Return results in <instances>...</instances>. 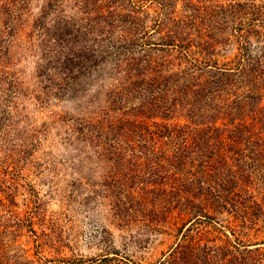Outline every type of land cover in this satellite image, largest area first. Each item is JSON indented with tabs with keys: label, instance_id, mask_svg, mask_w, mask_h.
I'll return each mask as SVG.
<instances>
[{
	"label": "rangeland",
	"instance_id": "374dc122",
	"mask_svg": "<svg viewBox=\"0 0 264 264\" xmlns=\"http://www.w3.org/2000/svg\"><path fill=\"white\" fill-rule=\"evenodd\" d=\"M236 2L255 5L247 8L243 17L261 19L264 0H174L177 13L199 15L198 18L217 4ZM44 5V0L31 1L32 18L38 17ZM73 6L72 0H64L60 4L63 15L74 14ZM146 9L152 14L158 10L155 4ZM54 10H45L41 20L47 24V37H51L48 47L47 39L42 42L36 32L26 36L31 29L4 38L7 42L1 45L2 263L168 264L165 259L170 249L190 228L186 232L188 241L200 248L207 244L212 249L208 256L199 251L193 264H238L224 251H213L215 246L224 245L230 250L242 249L236 237L248 249H258L262 258L256 264H264L261 222L243 229L239 221L230 218L228 222V216L222 215L218 220L227 227L204 218L183 225L187 218L184 214L173 211L166 218L167 213L155 211V195L147 196L141 190L151 176L145 144L121 142V151L128 154L123 158L110 160L100 154L98 136L90 129L91 124L121 119L182 126L189 121L178 112L165 118L135 116L129 106L124 109L128 113L121 114L107 94L113 58L106 57L99 69V57L89 52L85 53V62L71 55L65 60L68 45L56 46L54 42L56 33L64 35L55 30L59 16ZM151 33V42L158 43L155 30ZM244 34L248 36L246 42L227 34L217 37L219 43L209 52L207 63L223 66L241 61L264 66V33ZM191 38L192 49L197 51L198 38L195 34ZM155 44L146 53L135 52V56L148 57L152 65L164 66L163 73L169 65L177 71L182 62H188L182 61L178 52L162 50ZM155 147L159 151L160 145Z\"/></svg>",
	"mask_w": 264,
	"mask_h": 264
},
{
	"label": "trees",
	"instance_id": "16d2710c",
	"mask_svg": "<svg viewBox=\"0 0 264 264\" xmlns=\"http://www.w3.org/2000/svg\"><path fill=\"white\" fill-rule=\"evenodd\" d=\"M31 1L0 0V58L4 38L27 29H31L27 37L36 32L42 42L47 39L48 47L51 37L41 20L45 10L55 9L59 16L55 30L64 35L53 37L56 46L68 45L65 60L71 55L85 62L89 52L99 57V69L106 57L113 58L107 94L121 114H127L124 109L129 106L135 116L165 118L178 112L189 121L170 126L118 119L90 126L98 136L100 154L107 159L126 157L120 149L124 143L139 141L148 147L151 176L141 190L155 195L157 213H167L166 218L173 211L184 214L183 225L204 218L222 227L227 225L218 216L227 215L228 222L239 221L243 229L260 222L264 229V66L241 61L223 66L207 63L220 35L246 42L244 32L263 34L258 32L264 29L263 12L260 20L245 18L255 5L236 2L217 4L213 8L219 12L211 8L198 18L177 13L174 0H72L74 14L68 16L60 7L64 0H44L38 17L32 18ZM147 3L146 8L155 4L158 10L152 14L144 8ZM152 30L159 38L156 44L150 40ZM193 34L198 38L197 51L192 49ZM152 44L176 51L188 62H182L177 71L169 65L163 73L164 66L135 56V52L146 53ZM189 230L179 229L181 239L165 262L193 264L199 251L210 254L207 244L200 248L188 241ZM236 241L242 249L224 245L213 251H224L238 264H256L262 258L258 249H248L238 237Z\"/></svg>",
	"mask_w": 264,
	"mask_h": 264
}]
</instances>
